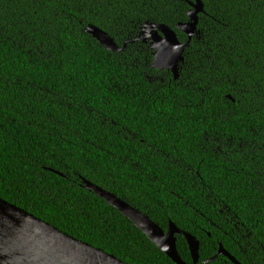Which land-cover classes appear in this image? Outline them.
<instances>
[{
  "label": "trees",
  "instance_id": "obj_1",
  "mask_svg": "<svg viewBox=\"0 0 264 264\" xmlns=\"http://www.w3.org/2000/svg\"><path fill=\"white\" fill-rule=\"evenodd\" d=\"M193 3L0 0V198L126 264H176L86 179L196 237L198 264L220 245L264 264V0H202L175 80L141 33L163 24L186 42Z\"/></svg>",
  "mask_w": 264,
  "mask_h": 264
},
{
  "label": "water",
  "instance_id": "obj_2",
  "mask_svg": "<svg viewBox=\"0 0 264 264\" xmlns=\"http://www.w3.org/2000/svg\"><path fill=\"white\" fill-rule=\"evenodd\" d=\"M192 8L189 13V22L179 24L177 28L187 36L186 42H181L177 33L163 24L147 23L141 33L140 40L150 43L155 51L153 67L159 71H170L175 80L180 78V65L184 62V53L193 38L197 36L199 15L204 12L202 0H195ZM85 31L110 52L122 53L129 44L126 42L120 47L108 33L94 25L87 26ZM51 171L60 174L55 170ZM83 183L87 191L93 192L117 209L176 264H186L177 248V236L183 235L187 240L194 264L199 263L200 241L196 237L179 229L173 222H170L167 231H164L148 215L115 194L86 179H83ZM221 256L227 257L233 264H241L224 249L223 245H220L217 255L205 261L204 264L214 262ZM0 264L126 263L0 198Z\"/></svg>",
  "mask_w": 264,
  "mask_h": 264
}]
</instances>
